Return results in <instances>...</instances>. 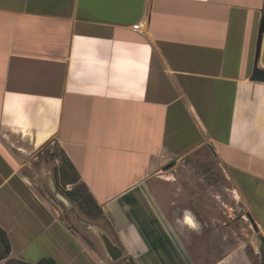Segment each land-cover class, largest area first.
I'll use <instances>...</instances> for the list:
<instances>
[{
  "label": "crops",
  "instance_id": "obj_1",
  "mask_svg": "<svg viewBox=\"0 0 264 264\" xmlns=\"http://www.w3.org/2000/svg\"><path fill=\"white\" fill-rule=\"evenodd\" d=\"M259 48L264 0H0L9 258L109 264L70 231L67 218L81 222L67 212L78 211L61 203L50 167L36 168L51 146L135 264H195L150 181L203 147L224 150L264 239V83L250 80ZM217 264L251 262L238 248Z\"/></svg>",
  "mask_w": 264,
  "mask_h": 264
},
{
  "label": "rangeland",
  "instance_id": "obj_2",
  "mask_svg": "<svg viewBox=\"0 0 264 264\" xmlns=\"http://www.w3.org/2000/svg\"><path fill=\"white\" fill-rule=\"evenodd\" d=\"M51 147L53 159L48 156L49 149H43L36 168L43 164L50 167L56 185L54 159L60 163L64 157L59 148ZM220 153L221 156L203 147L181 160L159 166L150 181V188L195 264H217L238 248H243L251 264H260V239L263 234L247 204L239 175L224 159V150H220ZM58 186L65 191L71 189L70 185L64 187L61 182ZM36 189L41 193L39 187L36 186ZM234 191L239 193V198H236ZM73 205L78 212L71 209L67 213H78L81 223L76 224L73 217L67 218L69 229L96 251L99 243L84 224H99L113 237L110 223L92 219ZM64 217L65 214L61 219ZM187 217L191 219V223H188L191 227L184 224ZM101 254L105 257L102 250ZM116 263L131 264L127 258Z\"/></svg>",
  "mask_w": 264,
  "mask_h": 264
},
{
  "label": "trees",
  "instance_id": "obj_3",
  "mask_svg": "<svg viewBox=\"0 0 264 264\" xmlns=\"http://www.w3.org/2000/svg\"><path fill=\"white\" fill-rule=\"evenodd\" d=\"M63 154V153H62ZM64 159H62L59 163V167L57 169V181L61 182L64 187L67 185L71 186L70 190L65 191L61 187L58 186L56 182L57 190L65 197H67L70 202L75 204L79 211L84 215L92 218V219H102L105 217L101 211V208L93 199L92 195L89 193L86 185L80 181L79 176L77 175L75 169L72 164L68 161V159L63 155ZM117 245L122 249L119 242L116 240ZM123 250V249H122ZM260 264H264V246L260 247ZM10 255V243L6 232L0 228V264H30L20 260H14L9 258ZM131 264H135L131 258H128L124 255L123 259H126ZM34 264H57L55 260L51 258H42L38 262Z\"/></svg>",
  "mask_w": 264,
  "mask_h": 264
},
{
  "label": "water",
  "instance_id": "obj_4",
  "mask_svg": "<svg viewBox=\"0 0 264 264\" xmlns=\"http://www.w3.org/2000/svg\"><path fill=\"white\" fill-rule=\"evenodd\" d=\"M258 62H260V66L254 67L250 80L253 82L264 83V49L262 52H260V48L257 51L256 63ZM59 195L61 203L68 209V207L72 205V202L61 193ZM84 227L98 241L101 250L110 263H116L124 258L123 250L117 245L107 230L93 223H86L84 224ZM260 242L264 246L263 238L260 239Z\"/></svg>",
  "mask_w": 264,
  "mask_h": 264
},
{
  "label": "built area",
  "instance_id": "obj_5",
  "mask_svg": "<svg viewBox=\"0 0 264 264\" xmlns=\"http://www.w3.org/2000/svg\"><path fill=\"white\" fill-rule=\"evenodd\" d=\"M145 26L143 22H138L135 25L132 26V30L134 32L141 33L144 30Z\"/></svg>",
  "mask_w": 264,
  "mask_h": 264
},
{
  "label": "bare ground",
  "instance_id": "obj_6",
  "mask_svg": "<svg viewBox=\"0 0 264 264\" xmlns=\"http://www.w3.org/2000/svg\"><path fill=\"white\" fill-rule=\"evenodd\" d=\"M234 194H235L236 198H239V193H237V192L234 191ZM188 223H191V219L187 217V218H185L184 224H187L188 225ZM188 226H190V225H188Z\"/></svg>",
  "mask_w": 264,
  "mask_h": 264
}]
</instances>
